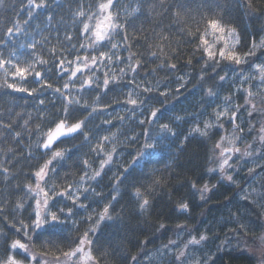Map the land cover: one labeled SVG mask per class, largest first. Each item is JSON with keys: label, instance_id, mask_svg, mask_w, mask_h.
<instances>
[{"label": "trees", "instance_id": "trees-1", "mask_svg": "<svg viewBox=\"0 0 264 264\" xmlns=\"http://www.w3.org/2000/svg\"><path fill=\"white\" fill-rule=\"evenodd\" d=\"M36 2L39 3L38 0ZM45 2L47 8H35L29 0H2L0 38H4L7 27H13L17 22L21 32L0 44V53L7 58L10 52H16L21 60L43 58L48 63L38 66L37 70L44 71L45 78L50 77L49 82L54 88H62L67 76H57L55 65L57 58H63L61 49L71 60L77 54L84 55L86 50L80 49V44L88 43L80 38L78 28L81 25L74 20L73 14L78 6H84L86 10L91 6L95 12L96 5L102 0ZM181 5L183 7H179ZM136 7H140V12L127 15ZM253 8L246 7V0H163V5L161 0H118L114 11L120 13L119 23L129 25L127 33L131 51L139 53L136 59L142 66L136 73L127 70V62L111 66L117 75H120V68H125L127 75L121 86L102 96L101 106L110 107L88 122L85 131L91 137L89 141L85 142L82 136L74 140L66 139L53 149H71V152L52 166L54 171L49 172L47 183L43 186L47 190L54 184L59 192L68 184L75 188L85 172L92 176L105 158L92 148L101 137L113 133L115 138L104 144V152H111L115 147L114 158L99 177L84 183L83 187L90 191L86 198L81 193L79 203H83L85 208L73 207L67 198H58L54 206L50 202L49 211L63 208L66 213L67 208L72 207L74 215L67 217V225L58 235L50 237L45 233L34 238L32 251H48V259L51 260L53 255L60 254L57 248L68 251L76 247L79 237L95 227V232H90L88 238L93 242L92 252L99 264H142L151 252L176 237L181 236L184 241L192 236L198 239L200 235L207 239L199 244L198 250L191 247L187 251L185 264H195L197 260L201 264L205 261L207 264H257L254 255L239 251L237 245L241 240L249 241L257 237L264 227V174L255 176L261 168L264 169V161L253 168L236 159V156L231 161L233 167L227 171L233 176V181L222 179L209 169L217 165V153L213 148L221 136H241L236 146L245 148L256 138L258 124L264 123L263 113L249 116V108L245 105L246 90L250 89L255 94L253 103H259L263 97L264 90L254 86L258 73H252L251 69L264 57V49H258L255 56L238 66L236 77L228 80L230 74L236 71L233 70L234 65L227 61L218 65L212 61L206 63V58H201L202 53L197 50L198 37L189 34L195 33L197 28L203 30L202 16L213 12L221 14L224 22L235 27L240 34L237 50L241 54L247 52L253 40L257 42L261 36L264 37V0H253ZM178 10L181 12L179 18L174 16ZM69 34L73 37L70 43L66 39ZM161 36L167 37V40L160 39ZM120 40L121 36L117 35L113 42ZM31 43L36 44L35 50L20 48L21 44ZM53 48L56 49L55 57L50 51ZM87 52L92 54L90 49ZM153 52L155 57L150 55ZM120 55L127 57L128 49L121 48ZM171 64L176 65L174 70L169 67ZM98 75L103 78L102 72ZM220 76H226V79L221 81ZM240 76L243 82L238 79ZM249 76L252 79L245 82V77ZM0 77H3L2 70ZM133 78L141 86L138 91L142 92L143 87L152 89L139 97L145 100V104L136 108L134 114L130 111L133 106L123 103L125 94L133 87L130 83ZM9 82H13L11 77ZM125 84L128 87H124ZM21 86L38 87L31 77L28 83ZM209 88L216 93L215 96H208ZM161 92H167V96L159 97ZM79 95L91 104L97 94L89 90ZM157 97L164 100L162 118L155 124L140 125L139 121L146 120L153 108H161ZM225 97L231 98L229 107L232 110L241 106L236 123L243 129L242 133H233L232 124L226 118L216 121V111L224 108ZM40 100L44 104H40ZM85 115L86 112L79 113L77 118L83 119ZM121 116L123 121L118 119ZM176 116L182 119L175 120ZM61 117L60 94L51 89L30 96L0 87V260H6L11 254L9 245L12 241L21 239L28 242L23 228L34 219L35 201L27 195L25 186L31 184L35 187L33 173L51 158V151L41 152L37 145L42 143L43 134L54 127L52 121ZM105 120L112 123L106 124ZM205 122L230 128L214 126L207 136L191 131L197 124L203 128ZM9 123L12 127L5 128ZM160 123H168L175 135L165 134L147 164L141 161L131 172L122 175L123 169L131 163L144 142L140 133L151 129L156 136ZM16 133L20 135L17 137ZM133 137H137L135 142ZM85 160L88 161L87 167L83 164ZM4 168L9 169L7 174ZM250 168L254 172L249 173ZM205 184L210 191L203 193L201 198L199 189ZM137 188L150 202L143 211L139 208L140 199L135 195ZM18 202L23 203L24 208L18 209ZM182 203L188 204L187 211L180 208ZM105 206L111 219L97 225L96 221ZM161 224L164 228H160ZM29 235H33L31 231ZM133 256L138 261H133Z\"/></svg>", "mask_w": 264, "mask_h": 264}, {"label": "snow or ice", "instance_id": "snow-or-ice-1", "mask_svg": "<svg viewBox=\"0 0 264 264\" xmlns=\"http://www.w3.org/2000/svg\"><path fill=\"white\" fill-rule=\"evenodd\" d=\"M0 3H2V0H0ZM117 3L118 0H102V2L96 5L95 12L91 10V6H88L87 10L84 6H78L77 10L74 12V20L81 25V27L78 28L80 38L88 41V43L80 44V49L86 50L85 54H77L71 60L67 59L64 49H61V56L63 58H57L55 60V65L57 76L60 78L67 76V81L62 85V88H54L53 84L49 82L50 77L45 78V72L37 70L38 66H43L48 63V61L43 58L33 57L31 60H21L20 57L16 55V52H10L7 58L4 57L3 53H0V70L3 71V77H0V80H2L0 87L12 89L17 92H25L30 96L38 92H43L45 89H51L55 93L60 94L62 101V117L52 121L54 127H50L48 131L43 134L42 143L37 145L38 148L42 147L46 152L51 151V158L45 161V163L33 173L36 182L35 187L31 184L25 186L27 195L30 199L35 201L33 211L34 219L30 217L31 224L24 225L23 228L24 237L27 238L28 242L25 243L22 242L21 239H17L12 241L9 245L12 250H22L23 259H17L16 256L9 255L6 260H0V264H69V262H72L73 258L76 257L79 259L75 261V264H99V260L92 252L91 245L93 242L88 238L90 232H95V227L90 228L79 237V243L76 247L68 251H61L57 248L60 254L53 255L51 260L48 259L50 254L48 251L42 253L32 251V244L34 238H38L45 233L50 237L58 235L66 227L67 217L74 215L72 207L67 208L66 213L63 208H60L58 211H49L50 202L54 206L58 198H67L72 202L73 207L85 208L86 206L83 203H79L81 200V193L85 194L86 198V194L90 191L89 188L83 187L84 183L99 177L105 166L110 165L114 158L113 153L116 152V148L113 147L111 152L105 153L104 144L114 140L115 133L111 136L101 137L97 145L92 148V151L105 156L100 162L99 170L95 171L92 176H88L87 172H85L84 175L80 177L75 188L72 184H68L66 188L59 192L56 191V185L54 184L48 187L47 190L43 186V184L47 183L46 177H48L49 172L54 171L52 166L62 161L66 153L71 152V149H59L55 151H53V149L66 139L74 140L82 136L85 142L89 141L91 137L89 133L85 131L88 122L110 107V105L101 106L102 96L107 95L114 87L121 86L127 75L125 68H120V75H117L116 72L112 70L111 66L127 62V70L132 73H136L142 66L140 60L136 59L139 53L131 51L132 45L129 43V35L127 33L129 25L127 23H119L120 13L119 11H114L117 7ZM29 4L35 8H47L45 0H41L39 3H37L36 0H29ZM161 5H163V0H161ZM179 7L183 6L181 5ZM246 7L250 10H254L253 0H246ZM209 11L212 12L211 9H209ZM137 12H140V7L133 8L127 15H132ZM31 14L30 11V17ZM180 15L181 12L179 10L174 13V16L177 18H179ZM49 20H51V17H49ZM202 20L204 24L203 30L201 31L197 28L195 33L189 34L198 37L199 43L197 44V50L202 53L201 58H206V63L212 61L218 65L222 61H227L231 65L240 66L245 64L249 57L255 56L258 49H264V37H262L259 43L253 40L249 50L241 54L237 50L240 45V34L235 27L224 22L221 14L213 12L211 15L202 16ZM20 32L21 28L18 22L15 23L13 27H7L4 38H0V44L6 43L9 37ZM117 35L121 36L120 42H113ZM66 39L70 43L73 37L69 34L66 36ZM160 39L166 41L167 37L161 36ZM20 48L35 50L36 44H21ZM72 48L75 49V45H73ZM121 48L128 49L127 57L120 55ZM89 49L91 50V55L87 52ZM50 51L55 57L56 49L53 48ZM76 51L78 52L79 50ZM161 51H163L162 48ZM150 55L155 57L156 53L153 52L150 53ZM134 60L135 63H133ZM65 65H67V67H65ZM101 66L109 70L103 71ZM169 67L174 70L176 65L171 64ZM252 67L259 74V84L264 85V63L255 64L252 65ZM98 72H102V79L101 75H98ZM241 75H243V73H241ZM9 77L12 78L13 82H9ZM29 77L32 78V82L37 84L38 87L28 88L21 86L29 82ZM219 79L223 81L226 79V76H220ZM249 79H252V77H245V82ZM130 83L133 87L125 94L123 103L125 106H133L130 111L134 114L136 108H142L145 104V100L139 97L143 93H150L152 89L150 87H143L142 92L138 91L137 89H140L141 86L135 83L134 78ZM124 87H128V85L125 84ZM89 90L95 91L97 94L91 104H89L88 100L83 96L79 95L80 92H88ZM246 92L247 98L245 99V105L249 108V116H252L253 113L256 112L264 113V108H258L257 104L253 103L255 94H253L250 89L246 90ZM207 94L210 97L216 95L211 88L208 89ZM166 96L167 92H161L159 94V97ZM159 97L156 99L157 102L161 104V108H153L146 120L139 121L140 125H144L145 123L150 125L155 124L162 118L164 100H161ZM260 102L264 104V97H261ZM40 104H44V101L40 100ZM224 104L225 106L223 109L218 108L216 111V121L219 122L221 118H226L233 126V133H242L243 129L236 123L238 119L237 113L242 110L241 106H236L235 110H232L229 107V105H231L230 97H225ZM83 112H86L87 115H85L83 119H78V114ZM118 119L123 121L124 117L121 116L118 117ZM174 119L180 120L182 117L176 116ZM25 123L27 124V121ZM104 123L111 124L112 121L105 120ZM214 126H218L221 129L223 128V125H212L209 122H205L203 128L197 124L191 131L199 133L201 136H207L209 129ZM11 127V123L5 125V128L10 129ZM165 134L175 135L168 123L159 124L156 136H153L151 129H144L140 133V135L144 137V142L140 145V149L136 152V155L133 156L131 163L123 169L122 175L131 172L133 168L140 165L141 161L147 164L151 160L152 153L160 147V141L164 138ZM19 135L20 133H16L17 137ZM241 138V136L234 134L231 136H221L213 148V151L217 153V168L222 178H226L228 181H233L232 175H225L228 169L233 167L231 161L236 156L244 158L252 157L253 155L249 150L253 145L250 144L246 146L243 151L236 146ZM132 139L135 142L137 137H133ZM259 141L261 143V149H258V151L264 155V126L260 128ZM83 164L87 167L88 161H83ZM3 171L7 174L9 169L4 168ZM209 171L212 172L215 171V169H209ZM248 171L252 173L254 169L250 168ZM155 183H159V181ZM192 186L193 188L196 187L195 184ZM199 190L202 193L201 198H203V193L210 191V188L205 184ZM135 195L140 199L139 208L141 211L145 210L149 206V199L141 193L139 188L136 189ZM113 199H115V197H113ZM17 208H24V204L18 202ZM180 208L187 211L188 204L182 203L180 204ZM88 219L91 220V217ZM105 219H111L108 215L107 206H105L103 212L99 215L96 224L99 225V223ZM160 228H164V225L161 224ZM29 231H31L33 235H29ZM206 239L207 237L204 235H200L198 239L196 236H192L191 239L184 244V249H187L190 245H199ZM260 240L264 242V236H261ZM50 242L51 241H49V243ZM175 243V241H169L168 244H164L162 246V251L165 254L171 252L170 246ZM187 258L188 253L184 250L172 252L170 264H185ZM132 260L138 261V258L133 256ZM195 264H201V261L197 260ZM204 264H207V262L205 261Z\"/></svg>", "mask_w": 264, "mask_h": 264}, {"label": "rangeland", "instance_id": "rangeland-1", "mask_svg": "<svg viewBox=\"0 0 264 264\" xmlns=\"http://www.w3.org/2000/svg\"><path fill=\"white\" fill-rule=\"evenodd\" d=\"M51 1H53V0H51ZM38 2H41V0H38ZM262 35H264V30H263ZM16 36H14V37H16ZM261 37H260V39H261ZM260 39L257 42H259ZM261 63H264V57L263 58L261 57L257 64H261ZM233 70H236V71L232 72L230 74V77H229L228 80H230L231 78L234 79L236 77L238 66L234 65ZM251 72L254 73V72H256V70L252 67ZM238 74H240V73L238 72ZM238 79L239 80L241 79V82H243V79H242L241 76ZM234 84L235 83H233V85ZM254 86H255V89H263L264 90V85H260L259 84V74H258V78H257L256 83H255ZM262 96L264 97V93L262 94ZM255 103L257 104L258 108H264V104H261V102H259V103L255 102ZM246 107H248V106H246ZM262 126H264V123L263 124H261V123L258 124V127H257L258 128V133H257L256 138L252 139L246 145V146H248L250 144L253 145V147L251 149H249L253 153L252 157L241 158V157L238 156V158H236L238 160H243V162L245 161V164H247L248 166L253 167V168H255L256 166H259L261 164V162L264 161V155H262L261 152L258 151V149H261V143L259 141V135H260V128ZM226 128H230V127L227 126ZM226 128H222V129H226ZM246 146H245V148H246ZM245 148H241V151H243ZM51 154H52V152H51ZM48 157H49V155H48ZM214 169H215V171H212V172L213 173L214 172L217 173L218 176L222 178V175H221L219 169L217 168V165H216V167ZM263 174H264V169L261 168V171H259V173L257 175L255 174V176L258 177V176L263 175ZM225 175H231V174L225 173ZM222 179L227 180L226 178H222ZM263 226H264V224H263ZM261 236H264V227L261 230V234H259L257 237H253L249 241H247V240L246 241H242L241 240L240 243L237 245V248H238L239 251H244V252H247L249 255H254L256 260H257V264H264V242H262L260 240ZM181 238H182L181 236H178V237H176L175 239L172 240V241H175L176 243L174 245L170 246L171 252L165 254L162 251V247L161 248H157L155 251L151 252L148 255V257L146 258V260L142 264H170V259L171 258L169 256H171L172 252H179L181 250H184V251L187 252L188 250H190L191 247L196 249V250L199 249L200 245H190L187 249H184V244L187 243V241L189 239H191V238H189V239L187 238L184 241ZM253 239L255 241H253ZM166 244H168V242ZM10 255L16 256L17 259H23L22 250H13V252H12V249H11V254ZM78 259H79L78 257L73 258V261L69 262V263L70 264H75V261L78 260Z\"/></svg>", "mask_w": 264, "mask_h": 264}, {"label": "water", "instance_id": "water-1", "mask_svg": "<svg viewBox=\"0 0 264 264\" xmlns=\"http://www.w3.org/2000/svg\"><path fill=\"white\" fill-rule=\"evenodd\" d=\"M41 151H46L45 149H43L42 147L40 148Z\"/></svg>", "mask_w": 264, "mask_h": 264}, {"label": "flooded vegetation", "instance_id": "flooded-vegetation-1", "mask_svg": "<svg viewBox=\"0 0 264 264\" xmlns=\"http://www.w3.org/2000/svg\"><path fill=\"white\" fill-rule=\"evenodd\" d=\"M261 124H263V123L261 122Z\"/></svg>", "mask_w": 264, "mask_h": 264}]
</instances>
